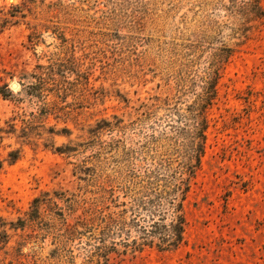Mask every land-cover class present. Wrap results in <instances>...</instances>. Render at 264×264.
I'll return each instance as SVG.
<instances>
[{
    "label": "rangeland",
    "instance_id": "obj_1",
    "mask_svg": "<svg viewBox=\"0 0 264 264\" xmlns=\"http://www.w3.org/2000/svg\"><path fill=\"white\" fill-rule=\"evenodd\" d=\"M0 264H264V0H0Z\"/></svg>",
    "mask_w": 264,
    "mask_h": 264
},
{
    "label": "trees",
    "instance_id": "obj_2",
    "mask_svg": "<svg viewBox=\"0 0 264 264\" xmlns=\"http://www.w3.org/2000/svg\"><path fill=\"white\" fill-rule=\"evenodd\" d=\"M197 114L195 116L198 119L199 116ZM199 121L197 122L196 130L200 141L197 142L195 165L199 164L200 155L203 153L202 141L204 139L205 120H201V123ZM193 166L192 164H186L182 169L169 174L167 179L164 180L165 182H163V179H158L159 177H154L156 180L147 183L146 188L150 190V193L145 196L146 199L133 198V202L136 201V205L142 207V210L149 213L151 217L156 215L160 217L158 220L151 218L150 229L143 230L142 240L134 246V249L153 244V239H157V247L163 250L177 247L183 241L184 219L181 214V202L184 200L189 188L188 180L194 174ZM164 175L162 177L166 178ZM185 175L187 177L184 178ZM168 212L172 214V218L168 224H164L162 220L166 219Z\"/></svg>",
    "mask_w": 264,
    "mask_h": 264
}]
</instances>
